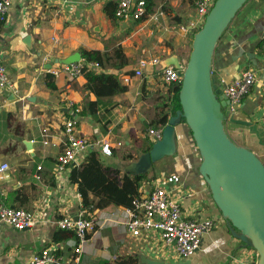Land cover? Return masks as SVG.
<instances>
[{"label":"crops","instance_id":"1","mask_svg":"<svg viewBox=\"0 0 264 264\" xmlns=\"http://www.w3.org/2000/svg\"><path fill=\"white\" fill-rule=\"evenodd\" d=\"M109 1L119 0H11L0 28V64L16 92L0 89V166L8 165L0 175V204L31 212L36 225L17 231L0 223V264H25L45 248L65 259L73 256L76 246L72 233L56 227L58 220L78 215L81 199L77 187L69 182L70 169L55 174V163L63 150L62 123L67 118L55 107L72 104L82 110L85 101H96V97L84 90V75L73 81L54 78L47 72L50 66L54 68L57 60L81 57V49L96 51L101 65L95 72L117 75L127 87L122 94L102 98L95 115L76 117L79 134L96 144L103 165L119 168L122 174L147 151L148 143L154 142L148 132L157 129L153 123L174 112V86L162 84L160 67H148L142 77H136L134 71L144 58L159 57L162 61L176 55L183 63V53L195 32L190 27L196 18L194 0H152L151 15H157L156 20L146 17L127 22L108 16L104 7ZM166 27L173 30L166 31ZM263 36L264 0H250L217 43L212 72L216 80L227 82L245 69L256 72V84L243 98L241 110L264 127V54L258 47ZM47 83H53L55 89H49ZM43 130L49 135L47 143L42 141ZM25 142L30 143V149ZM103 145H108L109 154L102 153ZM257 148L264 162V148ZM199 165L191 133L181 123L176 127V152L155 163L154 171L141 184L140 194L165 185L179 199L186 219L216 220L189 258L191 264L255 262L256 253L251 249L236 252L230 261L239 241L217 219L218 211L198 172ZM171 175L180 178V185L166 184L165 177ZM125 209L109 206L92 213L96 230L88 235L80 264H112L126 257L135 258L136 264L148 259L164 263L183 260L155 232L132 236L125 227Z\"/></svg>","mask_w":264,"mask_h":264},{"label":"water","instance_id":"2","mask_svg":"<svg viewBox=\"0 0 264 264\" xmlns=\"http://www.w3.org/2000/svg\"><path fill=\"white\" fill-rule=\"evenodd\" d=\"M137 0H132L134 7ZM250 0H215L202 27L193 33L191 51L183 64L176 55L160 62V71L173 66L179 71L181 82L178 93L180 108L175 110L163 127L161 139L155 140L147 152L124 168L128 175H144L154 171L155 163L176 152V127H188L200 156L198 172L204 179L218 211L217 219L239 241L236 252L251 249L256 253L254 264H264V162L247 140L264 148V127L251 120L241 109L230 113L227 97L218 89L212 72L215 48L237 13ZM246 57L253 59L252 54ZM81 57L76 55L56 63L70 64ZM181 71V73H180ZM71 115L68 107H55ZM228 128L240 130L241 143ZM27 149L31 148L25 142ZM78 220V216L73 218ZM143 264H191L189 259L177 263L145 260Z\"/></svg>","mask_w":264,"mask_h":264},{"label":"built area","instance_id":"3","mask_svg":"<svg viewBox=\"0 0 264 264\" xmlns=\"http://www.w3.org/2000/svg\"><path fill=\"white\" fill-rule=\"evenodd\" d=\"M215 0H194L196 18L190 24V27L197 31L203 25L204 19ZM115 10V17L121 21H139L144 16L157 19V15H146L145 1L137 0L132 7V0H119ZM11 0H0V22H4L11 7ZM162 15V13H159ZM185 31L183 27L180 28ZM165 30L172 31L173 27H166ZM261 51L264 54V36L262 37ZM161 59L159 57L144 58L138 62L134 71L136 77H142L148 67L159 66ZM183 64V63H182ZM99 65L96 62H88L80 58L77 62L70 64L58 63L54 68L50 66L47 72L54 78L65 77L68 81L76 80L83 76L88 70H96ZM264 71V60L261 65ZM181 73V71H180ZM162 84L165 87L180 85L181 77L179 71L173 66H168L159 71L158 74ZM127 81V78L125 79ZM256 84V72L252 69H245L238 77L230 82L226 80H217L218 89L227 97L230 113L241 109L242 99L247 95ZM0 89L16 92L14 83L11 81L6 68L0 64ZM264 95V82L262 83ZM72 117L66 118L62 123L63 132V150L57 157L55 163V174H62L66 169L81 165L88 154L95 150L96 144L88 138L79 134L77 130L78 117L76 114L80 111L75 105H69ZM264 120V119H263ZM163 127L150 129L149 135L153 141L161 139ZM42 141L47 143L48 133L43 130ZM102 153L109 154L108 145H103ZM8 170L7 164L0 166V175ZM39 170V168H38ZM159 181V180H158ZM164 181L170 186L180 185L181 180L175 175L165 177ZM127 216L125 227L134 237H139L145 232H155L160 240L166 245L173 246L176 255L181 259L191 258L200 248L202 236L211 232L216 220H191L183 216L181 203L178 198L172 195V191L165 185H158L141 195L140 200H134L132 208H126ZM87 215V217H86ZM78 220L72 217H65L56 222V227L60 231H69L76 240V246L72 253L73 256L63 258L55 250L45 248L42 251L32 255L25 264H80L83 247L88 242V235L96 230V220L92 214L85 210H80ZM0 223L8 225L17 231L35 227V216L22 208H10L0 204ZM235 264H254L246 260H239Z\"/></svg>","mask_w":264,"mask_h":264},{"label":"trees","instance_id":"4","mask_svg":"<svg viewBox=\"0 0 264 264\" xmlns=\"http://www.w3.org/2000/svg\"><path fill=\"white\" fill-rule=\"evenodd\" d=\"M144 1L146 15L152 14L154 8L153 1ZM117 4L116 1H109L104 7V11L111 18L115 17ZM144 18H146V16H144L143 19ZM1 25L2 22H0V28ZM258 47L261 49L262 42H260ZM80 54L81 58H84L86 61L96 62L98 65H101V58L98 52L81 49ZM129 75H132V73H129ZM84 77L86 80L84 90L94 94L96 101H85L83 109L76 114L80 117L95 115L97 108L101 104L102 98H110L127 91V87L121 84L117 75L96 73L95 70H88L84 74ZM46 86L51 90L55 89L53 83H47ZM179 90L180 85L171 88L173 94L171 99L174 106L173 111L180 108L178 102ZM66 117L70 118L72 115L66 113ZM167 121V115L161 116L153 123L154 128L164 127L167 124ZM230 133L236 142H242L244 133L240 130L232 129L230 130ZM247 144L253 149L254 147L257 148L253 138L248 139ZM150 145L151 143H148L147 151L150 149ZM256 152L259 153V150ZM69 169V182L77 187V193L81 199V210H85L89 214H92L95 210H103L109 206L132 208L133 201L137 199L140 200V187L147 179V176L144 175L131 176L128 174H122L119 168L104 166L98 150L90 152L81 165L69 167ZM5 206L19 208L18 206ZM112 264H136V259L133 257H126L119 261H115Z\"/></svg>","mask_w":264,"mask_h":264},{"label":"rangeland","instance_id":"5","mask_svg":"<svg viewBox=\"0 0 264 264\" xmlns=\"http://www.w3.org/2000/svg\"><path fill=\"white\" fill-rule=\"evenodd\" d=\"M192 41V40H191ZM191 41H190V44L188 45V48L187 49H185V52L183 53V62L185 63L186 61H187V59H188V56H189V53H190V51H191ZM245 97V96H244ZM243 97V98H244ZM243 100V99H242ZM252 148V147H251ZM254 149L256 150V151H258V149L256 148V147H254Z\"/></svg>","mask_w":264,"mask_h":264}]
</instances>
